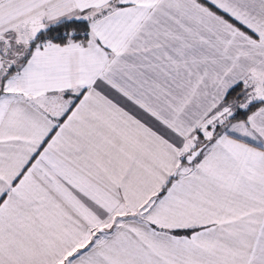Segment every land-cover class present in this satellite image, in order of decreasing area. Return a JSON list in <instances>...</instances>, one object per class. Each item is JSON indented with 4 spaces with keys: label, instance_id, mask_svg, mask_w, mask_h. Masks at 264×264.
<instances>
[{
    "label": "snow or ice",
    "instance_id": "obj_1",
    "mask_svg": "<svg viewBox=\"0 0 264 264\" xmlns=\"http://www.w3.org/2000/svg\"><path fill=\"white\" fill-rule=\"evenodd\" d=\"M0 264H264V0H0Z\"/></svg>",
    "mask_w": 264,
    "mask_h": 264
}]
</instances>
